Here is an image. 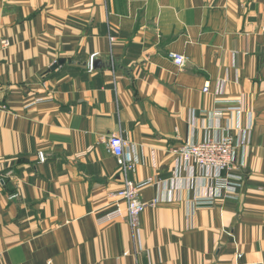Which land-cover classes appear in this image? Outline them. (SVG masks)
<instances>
[{
  "label": "crops",
  "instance_id": "1",
  "mask_svg": "<svg viewBox=\"0 0 264 264\" xmlns=\"http://www.w3.org/2000/svg\"><path fill=\"white\" fill-rule=\"evenodd\" d=\"M2 40L0 264H264V0H0ZM226 137L225 186L174 153Z\"/></svg>",
  "mask_w": 264,
  "mask_h": 264
},
{
  "label": "built area",
  "instance_id": "2",
  "mask_svg": "<svg viewBox=\"0 0 264 264\" xmlns=\"http://www.w3.org/2000/svg\"><path fill=\"white\" fill-rule=\"evenodd\" d=\"M0 45L1 48H6L9 44L7 40H2ZM92 59L89 62V70L93 69ZM169 59L180 69L185 66V58L180 54H170ZM207 88L208 86H205L203 92H206ZM108 147L117 158L118 164L123 167L124 173H126L127 170H133L132 166H125L122 160L125 142L120 136H112L109 138ZM235 150L236 146L233 139L231 137H226L219 141L208 140L194 145H186L178 150H174V153L178 154L185 163H191L196 167L213 171L215 174L213 178L220 187L225 186L227 183L226 178L221 176V172L232 168ZM38 158L39 161H44L43 154H38ZM152 183L153 181L148 179L142 184H136L125 176L122 188L114 194H111V197L115 199L113 210L99 218V223L106 224L121 219L124 215L120 203L123 202L125 204L126 218L130 228L132 230L137 229L140 215L147 208H155L158 203L156 199H152L148 202H143L140 199L141 189ZM12 198H14V196H12Z\"/></svg>",
  "mask_w": 264,
  "mask_h": 264
},
{
  "label": "water",
  "instance_id": "3",
  "mask_svg": "<svg viewBox=\"0 0 264 264\" xmlns=\"http://www.w3.org/2000/svg\"><path fill=\"white\" fill-rule=\"evenodd\" d=\"M55 67H56V65H54L52 69H55Z\"/></svg>",
  "mask_w": 264,
  "mask_h": 264
}]
</instances>
